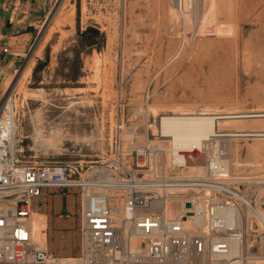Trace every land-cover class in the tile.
<instances>
[{"label":"rangeland","instance_id":"374dc122","mask_svg":"<svg viewBox=\"0 0 264 264\" xmlns=\"http://www.w3.org/2000/svg\"><path fill=\"white\" fill-rule=\"evenodd\" d=\"M6 1L19 2L0 3ZM21 2L17 14L34 20L29 27H0V35L8 37L3 47L12 46V55L0 61V108L14 91L20 132L26 137L18 136L17 149L26 160L39 165L86 162L91 167L100 156L110 154L117 138L125 149L132 141L153 145L159 118L170 106L197 108L196 112L206 107L245 113L264 108V0H223L219 20L233 30L211 36L198 33L199 3L193 27L185 30L182 18L172 25L167 13L176 8L177 0ZM7 15L1 8L0 21ZM27 64L31 74L17 89L15 82ZM19 92L27 95L26 101L17 96ZM156 106L159 117L152 111ZM103 128L105 138L100 142ZM37 130L46 139L58 133L68 148L36 150ZM92 138L94 142L83 143ZM255 142L251 138L220 141L233 178H264V169H253L247 154ZM236 160L239 169L233 164ZM80 196L74 194L68 201L74 215ZM65 211L66 200L56 195L35 215L46 218L48 251L74 258L79 222L77 217L61 220ZM259 249L255 246L252 252L259 254Z\"/></svg>","mask_w":264,"mask_h":264},{"label":"built area","instance_id":"2783aa9c","mask_svg":"<svg viewBox=\"0 0 264 264\" xmlns=\"http://www.w3.org/2000/svg\"><path fill=\"white\" fill-rule=\"evenodd\" d=\"M9 55L0 45V61ZM158 129L153 145L132 141L125 149L117 138L91 167L39 165L7 137L0 140V264H264V253L252 252L264 240L259 177L236 181L216 137L183 150ZM78 193L74 215L68 201ZM243 193L255 205L250 246L242 230ZM56 195L66 200L60 219L79 222L72 262L32 241V217Z\"/></svg>","mask_w":264,"mask_h":264},{"label":"bare ground","instance_id":"6f19581e","mask_svg":"<svg viewBox=\"0 0 264 264\" xmlns=\"http://www.w3.org/2000/svg\"><path fill=\"white\" fill-rule=\"evenodd\" d=\"M198 3L199 5H202V13L199 15V17L197 15L196 20L199 24L197 27V29L199 28V34L211 36L212 34H217L220 31L230 33L233 30L230 24L221 23L219 20L220 14L224 10L223 0H177L176 8L171 7L167 12L171 16V24H178L182 18V27L185 30L186 28H190L191 25L193 27L194 23H192V20L195 21L193 16L197 12L196 7ZM30 74L31 67L30 64H27L21 73V78L17 81V83L15 82V87L17 89L22 87L23 81L26 80ZM97 75H99V73H97ZM13 92L7 95L5 102L0 108V140L7 137L6 140L8 141L9 145L14 147L18 145V136L22 139H25L26 137L20 132V122L18 120L20 106L15 93L14 95L12 94ZM20 94L23 97V101H26L27 95L25 93L19 92L17 96ZM158 109H160V107L156 106L152 110L157 117L160 116ZM196 111L183 108L182 106H170L164 108V115L161 117L162 119L160 121L158 131L163 137L169 138L172 142H174L178 149L183 150H191L195 147L200 148L207 141L211 140V138L215 137L218 141L228 142L233 139L251 138L256 142L247 148V154L252 158L250 165L253 166V169H255L257 172H260L264 169V143H262L264 142V108L250 113H245L242 111H212L210 107H206V109L203 111L201 110V112ZM112 124L113 123L111 122V125ZM132 137V135H127L126 139L131 140ZM104 138L105 135L103 128L98 135L97 141L101 142L104 140ZM94 141V138L86 139L83 140V143H92ZM164 143L165 142H162L160 144ZM34 145L35 149L42 153H47L50 148L55 147L62 149L68 148V146L63 143L58 133L55 134V137L46 139L39 130H37L35 133ZM234 150V152H236L238 149L235 148ZM233 164L237 169L242 167L240 161L238 160H236ZM234 179L236 181H240L239 178ZM256 180H259L264 187V178H259ZM240 199L241 204L243 205V212L247 217V221L242 223V230L246 237V246H250V236L253 230L251 227V222L253 219L250 215L252 214L251 209H255V205L250 201L246 193H243ZM260 214L264 216V213L261 211ZM227 218L231 221L233 219L231 214H227ZM256 223L261 225V223L258 221H256ZM46 226V218L44 216L35 215L32 217L31 235L33 243L43 249L49 250L48 248L50 246L48 238L44 233ZM259 247L262 249V252L259 253H264L263 238L261 239ZM58 259H63L62 262H72L70 260L71 258L58 257ZM66 259L69 260L65 261Z\"/></svg>","mask_w":264,"mask_h":264},{"label":"crops","instance_id":"0c3cea01","mask_svg":"<svg viewBox=\"0 0 264 264\" xmlns=\"http://www.w3.org/2000/svg\"><path fill=\"white\" fill-rule=\"evenodd\" d=\"M12 5H13V9H12ZM23 4L21 2V0H19V2H15L14 4H8V2L6 1L5 3H0V9L2 8L4 10V12L6 14H8L3 21H0V27H5L6 28H11L13 29V27H10V25L16 27V26H23V25H28V27L30 25H33V17H29V16H19L17 14L18 12V8L21 7ZM6 23V24H5ZM11 23V24H10ZM5 39H8L7 36L5 35H0V45L3 47V41H5ZM14 40V39H12ZM5 47L11 49L12 46L10 44H6ZM11 52V50H10ZM12 54V52H11ZM16 56V55H15ZM9 66V65H7Z\"/></svg>","mask_w":264,"mask_h":264},{"label":"water","instance_id":"95a60500","mask_svg":"<svg viewBox=\"0 0 264 264\" xmlns=\"http://www.w3.org/2000/svg\"><path fill=\"white\" fill-rule=\"evenodd\" d=\"M185 207H186V209H191V204L188 203V204H186Z\"/></svg>","mask_w":264,"mask_h":264}]
</instances>
